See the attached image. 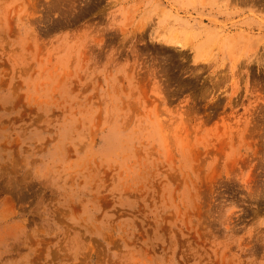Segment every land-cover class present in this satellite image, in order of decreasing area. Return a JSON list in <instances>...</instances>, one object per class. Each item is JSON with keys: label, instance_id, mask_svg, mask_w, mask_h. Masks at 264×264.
Masks as SVG:
<instances>
[{"label": "rangeland", "instance_id": "374dc122", "mask_svg": "<svg viewBox=\"0 0 264 264\" xmlns=\"http://www.w3.org/2000/svg\"><path fill=\"white\" fill-rule=\"evenodd\" d=\"M0 264H264V0H0Z\"/></svg>", "mask_w": 264, "mask_h": 264}, {"label": "bare ground", "instance_id": "6f19581e", "mask_svg": "<svg viewBox=\"0 0 264 264\" xmlns=\"http://www.w3.org/2000/svg\"><path fill=\"white\" fill-rule=\"evenodd\" d=\"M19 99V98H18Z\"/></svg>", "mask_w": 264, "mask_h": 264}]
</instances>
